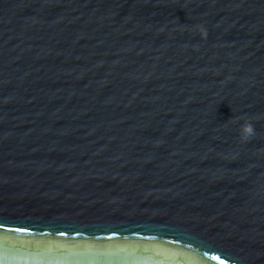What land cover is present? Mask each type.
<instances>
[{"label":"water","instance_id":"obj_1","mask_svg":"<svg viewBox=\"0 0 264 264\" xmlns=\"http://www.w3.org/2000/svg\"><path fill=\"white\" fill-rule=\"evenodd\" d=\"M0 264H264V0H0Z\"/></svg>","mask_w":264,"mask_h":264},{"label":"clouds","instance_id":"obj_2","mask_svg":"<svg viewBox=\"0 0 264 264\" xmlns=\"http://www.w3.org/2000/svg\"><path fill=\"white\" fill-rule=\"evenodd\" d=\"M255 134L254 126L251 123L241 125V139L249 140Z\"/></svg>","mask_w":264,"mask_h":264}]
</instances>
